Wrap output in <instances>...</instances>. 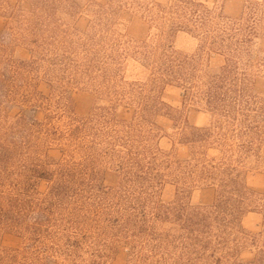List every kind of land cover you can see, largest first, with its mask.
<instances>
[{"label":"rangeland","instance_id":"1","mask_svg":"<svg viewBox=\"0 0 264 264\" xmlns=\"http://www.w3.org/2000/svg\"><path fill=\"white\" fill-rule=\"evenodd\" d=\"M55 1L44 7L40 0H0V82L12 91L7 102L0 100V152L12 142L5 128L21 133L28 124L41 125L29 144L16 140L19 147H11V171L31 157L50 175L36 181L39 195L62 181L78 197L54 209L50 223L34 234V216L22 226L0 224V264H264V126L259 154L236 167L233 186L245 195L226 249L186 262L172 239L194 211L209 212L219 201L216 183L197 180L180 165L190 157L189 129L220 119L196 94L153 75L148 65L171 51L203 82L225 65L224 50L190 26L172 28L158 7L174 0ZM193 1L212 12L214 23H245L253 12L248 3L260 5L239 89L248 100L264 102V0ZM128 83L142 90L144 111L136 92L123 95ZM100 116L141 124L145 145L160 152L153 171L159 180L140 184L120 169L118 158L102 154L105 146L81 129V123L97 127Z\"/></svg>","mask_w":264,"mask_h":264},{"label":"trees","instance_id":"2","mask_svg":"<svg viewBox=\"0 0 264 264\" xmlns=\"http://www.w3.org/2000/svg\"><path fill=\"white\" fill-rule=\"evenodd\" d=\"M40 3L44 7H51L56 1L40 0ZM248 4L253 12L245 23L222 18L214 23L212 12L193 0H174L171 6L158 7L161 14L170 17L168 23L172 28L190 26L213 46L224 50L227 55L219 74L207 76L203 82L197 81L195 69L187 59H182L171 51L161 53L148 65L153 75L174 80L190 95L196 94L220 119L213 127L189 129L184 138L191 150L189 159L180 167L197 180L216 183L221 190V195L217 196L219 201L211 211H194L192 218L180 225L182 233L172 237L173 242L183 251L186 262L206 261V252L226 249L231 235L230 225L236 219L240 202L245 195L233 186L236 167L242 163L245 156L256 155L261 151L264 102L248 100L242 89H239L250 66L247 58L243 61V57L249 55L247 45L256 32L260 11L258 3ZM132 53L139 54L148 61V57L137 50ZM123 55L122 59H125L127 54ZM127 85L131 88L128 92L124 91L123 95L136 92L140 100L137 104L140 111H144L141 105L142 90L133 88L137 86L136 83ZM11 96L12 91L0 82V100L7 102ZM140 120L143 121V118ZM95 122L98 123L97 127L81 123V129H88L92 139L99 141L95 143L105 146L104 151H101L104 156L118 158L120 169L140 184L149 185L159 180L153 171L160 166L156 163V154L160 152L157 149L152 151L145 145L144 135L139 129L141 124H136L135 118L126 122L100 116ZM41 127L28 124L21 133L12 131L10 127L5 128L12 142L8 147H1L0 152V224L22 226L26 219L34 216V228H31L33 234L42 222L50 223L54 209H62L64 205L70 206L69 200H77L78 197L77 193L62 181L50 187L47 194L39 195L36 192V181H48L50 175L37 160H31V157L23 156L18 161L19 166L11 171V163L15 159L11 147L17 146L16 140L26 146L32 141L34 133L41 132ZM78 130L80 129L76 131ZM209 151L218 152L220 155L210 157ZM26 161L29 164H25ZM165 168H168L167 164ZM51 176L55 178V175ZM36 196H41V199ZM215 228L219 233H213ZM213 263L221 264V259H216Z\"/></svg>","mask_w":264,"mask_h":264}]
</instances>
